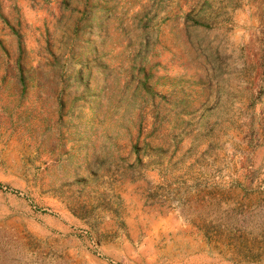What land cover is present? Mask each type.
<instances>
[{"label": "rangeland", "instance_id": "374dc122", "mask_svg": "<svg viewBox=\"0 0 264 264\" xmlns=\"http://www.w3.org/2000/svg\"><path fill=\"white\" fill-rule=\"evenodd\" d=\"M0 264H264V0H0Z\"/></svg>", "mask_w": 264, "mask_h": 264}]
</instances>
